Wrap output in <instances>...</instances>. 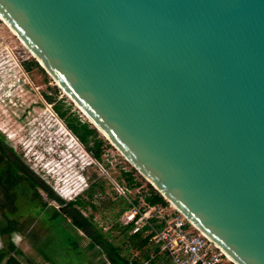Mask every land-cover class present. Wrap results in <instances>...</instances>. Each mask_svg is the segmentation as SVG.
Listing matches in <instances>:
<instances>
[{
	"label": "water",
	"instance_id": "obj_1",
	"mask_svg": "<svg viewBox=\"0 0 264 264\" xmlns=\"http://www.w3.org/2000/svg\"><path fill=\"white\" fill-rule=\"evenodd\" d=\"M0 17L169 203L264 264V0H0Z\"/></svg>",
	"mask_w": 264,
	"mask_h": 264
},
{
	"label": "rangeland",
	"instance_id": "obj_2",
	"mask_svg": "<svg viewBox=\"0 0 264 264\" xmlns=\"http://www.w3.org/2000/svg\"><path fill=\"white\" fill-rule=\"evenodd\" d=\"M32 60L36 58L0 17V133L24 164L61 198L71 201L79 197L86 201L84 207H79L81 212L108 232L123 248V254L132 259H144L145 253L151 250H126L116 223L120 222L123 212L118 213L125 207V201L144 197L151 187L155 188L40 64L26 70L24 63ZM46 95L53 97L52 103ZM54 104H61L68 114L97 128L103 140L101 162L67 128L52 108ZM123 172L132 174L133 184ZM92 185L93 195L90 196L87 191ZM37 191L36 208L30 205L31 197L26 200L21 195L18 201L19 222L13 241L20 253L9 251L1 264H6L10 256L21 264H110L101 251L89 246V239L75 229L64 214L54 216L61 205L42 189ZM0 201H7L1 188ZM43 203L46 206L39 211ZM7 209L12 211L14 207ZM16 236L20 237L18 242H15ZM3 247L0 236V248Z\"/></svg>",
	"mask_w": 264,
	"mask_h": 264
},
{
	"label": "trees",
	"instance_id": "obj_3",
	"mask_svg": "<svg viewBox=\"0 0 264 264\" xmlns=\"http://www.w3.org/2000/svg\"><path fill=\"white\" fill-rule=\"evenodd\" d=\"M26 70H31L32 67H40L38 61L32 60L24 63ZM49 103L53 102V97L46 95ZM54 111L64 121L67 128L75 135L81 144H83L92 156L98 161L102 160V145L103 140L99 136V132L96 127H93L91 123L84 122L79 119L76 115L68 114V111L63 108L61 104H54ZM0 163L2 162V156L8 154L12 158V166L6 164L5 168H0V188L3 190L7 197L5 203L0 201V236L4 243V247L0 248V264L7 256L8 252L20 253L17 249L14 241L13 234L18 230L19 215L17 204L21 195H24L26 200L31 197L30 205L36 208L35 201L39 197L38 189H42L46 192L50 199L57 201L61 205V209L55 211L54 216L64 214L71 222L73 227L77 230L82 231L85 236L89 239V246L96 248L101 251L108 259L110 264H143L148 260L150 252L145 253L144 259H132L126 254H123V248L117 245L111 238L110 234L103 230L92 218L85 216L79 207H84L86 201L81 198H75L71 201H65L56 192L45 183L38 175H36L32 169H30L22 161L19 154L15 149L9 146L6 142L5 136L0 133ZM6 163V162H5ZM123 175L129 177L131 184L134 183L132 174L127 172ZM88 195H93V185L87 191ZM138 200V199H137ZM135 200V201H137ZM145 200L148 203H162L169 204V202L155 189L150 188L149 194L145 195ZM75 204V205H74ZM125 207H123L118 214L124 212L130 205L128 201H125ZM13 206L12 211L8 210L7 207ZM46 206L43 203L39 207V211ZM78 206V207H77ZM38 208V207H37ZM119 216V215H118ZM121 230L123 234V243L126 246V250H151L157 251L158 248L151 244L150 235H144L143 233H131L132 225L124 226L120 222L116 223V228ZM45 253V252H44ZM6 264H21L17 258L10 256L6 261Z\"/></svg>",
	"mask_w": 264,
	"mask_h": 264
},
{
	"label": "built area",
	"instance_id": "obj_4",
	"mask_svg": "<svg viewBox=\"0 0 264 264\" xmlns=\"http://www.w3.org/2000/svg\"><path fill=\"white\" fill-rule=\"evenodd\" d=\"M135 200L129 201L120 223L132 225L131 233L150 235L158 248L143 264H237L171 203H148L145 196Z\"/></svg>",
	"mask_w": 264,
	"mask_h": 264
},
{
	"label": "bare ground",
	"instance_id": "obj_5",
	"mask_svg": "<svg viewBox=\"0 0 264 264\" xmlns=\"http://www.w3.org/2000/svg\"><path fill=\"white\" fill-rule=\"evenodd\" d=\"M2 18V17H1ZM2 20L4 21V23L10 28V30L15 34V35H17L16 33H15V31L9 26V24L2 18ZM18 36V35H17ZM20 39V38H19ZM22 41V40H21ZM22 43L24 44V42L22 41ZM25 45V44H24ZM26 46V45H25ZM28 49V48H27ZM29 50V49H28ZM30 51V50H29ZM30 53H32L31 51H30ZM33 54V53H32ZM33 56H34V54H33ZM56 82V81H55ZM57 83V82H56ZM58 84V83H57ZM59 85V84H58ZM60 86V85H59ZM61 87V86H60ZM62 88V87H61ZM64 90V89H63ZM64 92L74 101V99L64 90ZM75 103H76V105L82 110V112H84V114L87 116V114L85 113V111L82 109V107L76 102V101H74ZM88 117V116H87ZM89 118V117H88ZM204 234H206L204 231H202ZM207 235V234H206ZM208 236V235H207Z\"/></svg>",
	"mask_w": 264,
	"mask_h": 264
},
{
	"label": "flooded vegetation",
	"instance_id": "obj_6",
	"mask_svg": "<svg viewBox=\"0 0 264 264\" xmlns=\"http://www.w3.org/2000/svg\"><path fill=\"white\" fill-rule=\"evenodd\" d=\"M0 152H1V154L4 153L3 151H0ZM12 163H13L12 158H10L8 156V154L3 155L2 156V162L0 163V168H5L6 167V164H8V166H12Z\"/></svg>",
	"mask_w": 264,
	"mask_h": 264
},
{
	"label": "clouds",
	"instance_id": "obj_7",
	"mask_svg": "<svg viewBox=\"0 0 264 264\" xmlns=\"http://www.w3.org/2000/svg\"><path fill=\"white\" fill-rule=\"evenodd\" d=\"M20 240V237L19 236H16L15 237V242H18Z\"/></svg>",
	"mask_w": 264,
	"mask_h": 264
}]
</instances>
